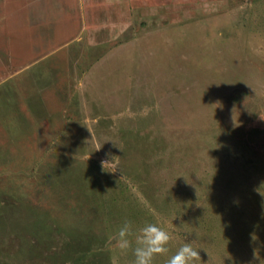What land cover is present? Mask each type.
Returning <instances> with one entry per match:
<instances>
[{"label":"rangeland","instance_id":"374dc122","mask_svg":"<svg viewBox=\"0 0 264 264\" xmlns=\"http://www.w3.org/2000/svg\"><path fill=\"white\" fill-rule=\"evenodd\" d=\"M47 215L93 240L62 264H133L146 223L152 264H264V0H0V264H49L2 238Z\"/></svg>","mask_w":264,"mask_h":264},{"label":"clouds","instance_id":"9594fccd","mask_svg":"<svg viewBox=\"0 0 264 264\" xmlns=\"http://www.w3.org/2000/svg\"><path fill=\"white\" fill-rule=\"evenodd\" d=\"M132 234L131 221L125 220L118 231L115 246L121 251L132 248L133 241L129 239ZM170 240L169 232L159 224L146 223L135 234L133 264H152L155 256L168 253L167 245ZM197 260H200L199 251L193 248L191 242H186L167 260V264H193Z\"/></svg>","mask_w":264,"mask_h":264},{"label":"trees","instance_id":"16d2710c","mask_svg":"<svg viewBox=\"0 0 264 264\" xmlns=\"http://www.w3.org/2000/svg\"><path fill=\"white\" fill-rule=\"evenodd\" d=\"M75 184L76 183L70 184L68 186L69 187L75 186ZM68 186H67V188H68ZM65 231H67L66 235H68V237H67V239L62 238L61 242L59 241V243L61 245H59L58 249H56V248L53 249L52 247H50L53 240H54V237H50L46 233L42 234V235H40V233H39V234H29L23 240L19 239L21 237L16 236V240L12 239L13 242L17 244V247L15 248L14 251L19 253L22 249H24V247H27V252L30 251L33 253L35 252V253L41 254L43 250L45 251L47 249V251H45V253L47 252L49 264H62L63 261L65 260V257H66L64 253H68L71 250L77 251V249H76L77 245H75L74 243H71V239H73L74 241H79L81 243H85L87 245L89 243H91V244L93 243V240L90 239L89 234L87 233V231H84L83 227L78 228V231L74 232V227L68 228L67 226H64L62 228V232H65ZM18 236H21V235L18 234ZM32 237L37 238V243H35V241H33ZM2 238L7 239L8 241L11 240V237L9 238L8 236L2 237ZM69 243L73 244V247H71V250L69 248H68L69 249L68 250L67 246H65V245H68ZM14 247H15V244L12 248L14 249ZM61 248H62V250H61ZM87 248H90V247H87ZM87 248H85V250H83V251L88 254V252L90 250ZM83 251H81L80 253H82ZM47 255H46V258H47ZM76 260H78V258Z\"/></svg>","mask_w":264,"mask_h":264},{"label":"crops","instance_id":"0c3cea01","mask_svg":"<svg viewBox=\"0 0 264 264\" xmlns=\"http://www.w3.org/2000/svg\"><path fill=\"white\" fill-rule=\"evenodd\" d=\"M66 181H64L63 183L65 184L64 188L65 189H62L61 192L63 193H66L67 195H70V188H67L68 186V182L67 180H69L68 178L65 179ZM62 183V184H63ZM70 185V184H69ZM72 194V193H71ZM38 207H41L37 204V202H34V203H30V206H29V203L25 201V203L23 204H17L15 206H13V208L19 213L18 215H20L21 217H29V219L31 220L32 223H34V219H35V216H36V213H37V209ZM29 208V209H28ZM32 208V209H31ZM26 209V210H25ZM52 212V211H51ZM43 213H50V210H47L46 212H43ZM57 215V214H56ZM7 216V215H6ZM3 217V215H2ZM8 220V218H7ZM57 219L54 218V217H49L47 215V222L46 224L44 223H41V225L39 227H36V226H32L34 227V229H36L38 232L36 234H39L42 235V234H48L50 237H58L60 238V235L61 234L60 232H62V228L65 226V224H63L62 222H65V221H62L61 223H56ZM15 234V233H14ZM13 234V235H14ZM17 237H21V236H17ZM11 238L13 239L14 237L11 236ZM19 239H24L23 237L19 238ZM37 239V238H36ZM14 240H16V236L14 238ZM62 239H59L58 241L61 242Z\"/></svg>","mask_w":264,"mask_h":264}]
</instances>
